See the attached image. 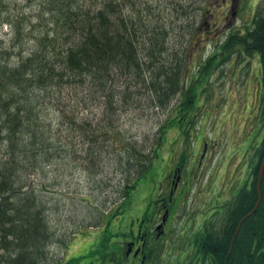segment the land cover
I'll list each match as a JSON object with an SVG mask.
<instances>
[{
    "label": "trees",
    "instance_id": "1",
    "mask_svg": "<svg viewBox=\"0 0 264 264\" xmlns=\"http://www.w3.org/2000/svg\"><path fill=\"white\" fill-rule=\"evenodd\" d=\"M213 1L0 0V264L61 263L48 247L58 242L67 248L72 239L51 222V211L65 198L51 190L60 185L63 166L79 167L98 189L111 188L110 203L117 206L106 214L89 195L66 196L88 204L94 219L80 223L78 233L100 219L106 232L158 156L166 132L191 127L201 86L236 50L258 58L255 116L262 135L252 145L247 177L223 205L220 226L209 219L195 232L207 234L200 247L208 253L205 264H264V169L260 203L232 239L254 205L264 155V5L251 27L218 45L224 57L211 51L192 71L190 44H197L194 38ZM169 108L143 136L123 127L130 109L154 118ZM106 167L119 174L118 181L111 182ZM111 233L109 227L107 236ZM71 261L77 264L78 258Z\"/></svg>",
    "mask_w": 264,
    "mask_h": 264
},
{
    "label": "rangeland",
    "instance_id": "2",
    "mask_svg": "<svg viewBox=\"0 0 264 264\" xmlns=\"http://www.w3.org/2000/svg\"><path fill=\"white\" fill-rule=\"evenodd\" d=\"M263 5L264 0H238L237 12L233 20L230 16L232 10L229 0L210 2L205 19L209 22H214L213 26H216L218 31L215 34L212 28H208L209 33L203 32L202 34L199 31L196 34L194 39L199 40L198 43L190 44L192 46L191 51H193L189 64L190 70H196L200 60L206 58L211 51H218L222 54L221 57H224L222 49L218 45L228 34L235 32L244 33L247 28L251 27L257 9ZM211 14H213L212 17H210ZM228 19L233 20L232 23H228ZM7 30V26L2 28V32ZM5 36L3 35L2 37ZM197 46L198 48L195 49ZM236 51L231 53V56L225 59L201 86L197 97V106L194 110L195 115L193 118L195 120L191 127H187V129L185 127L183 132L173 127L166 132L165 140L158 156L152 161L149 170L139 180L130 193L129 198L125 200L122 214L112 218V224L116 223L119 216L124 218L127 225L131 224L132 221L134 223L137 222V217L143 207L136 210L132 206L143 197V193H139L142 183L146 180L150 171H156L152 169L159 163H162L164 168L161 172V168L157 167V172L165 175L174 163L173 160L175 161L176 159L178 161L179 150L185 146V143H188L191 149L188 152V160L192 158L193 166L195 167V161L199 157V152L202 148V144L196 143L197 138L206 139L209 144L215 142L216 147L210 155L207 154L199 171L196 170L195 173L191 171L190 192L184 204L178 208L177 216L181 219L185 216L194 215L193 229L195 230L200 224V214H203V211L207 210L211 203L217 204L219 202L221 206L224 203L225 206L224 199L223 203L221 199L216 198H213L212 202H210L213 196L212 192L218 190L217 196L221 193L226 201L235 196L241 187L242 179L247 177L249 158L254 151L252 145L258 142L262 135V131L259 130L261 128L260 121L255 116L258 110V93L260 89L258 58L256 55L249 57ZM243 56L245 57L242 58ZM188 82L189 79L187 80ZM178 104L179 96L172 101L170 106L172 111H175ZM170 108L158 112L154 118L141 116L139 110L130 109L123 114V127L143 136L152 127H156L164 120L169 114ZM176 114H178V110H176ZM241 153H243L242 156ZM60 163L64 164L62 161ZM62 168L63 172H60L59 177L61 183L53 186L51 190L54 193L57 191L62 192L65 198L60 199L59 205L54 207L51 211L52 215H50L51 222L57 229V233L64 234V231H68V233L72 234V239L67 248L63 247V245L60 246L58 242H54L48 247V250L62 257V260L82 254L93 258L97 262L95 258L102 250L101 239L104 236L102 230L106 226L100 219L98 224L89 226L84 229L83 233H78L77 230L80 223L93 224L94 219L88 214V204L80 200L71 201L66 196L73 193L78 196L89 195L93 197V204L99 207L102 214H106L109 209L117 206V202L115 204L110 203L111 188L106 190L98 189L95 185L94 177L88 176L79 167L64 168L63 166ZM187 170L190 172L189 167H187ZM111 171V169L106 167L105 175L111 179V182L118 181L119 174H114ZM151 175L156 176L153 173L149 174V176ZM217 176L218 180L215 182V177ZM161 177L162 175L153 178L155 184L159 185ZM210 185L211 189H209ZM218 187L221 188V192ZM195 197L196 200L193 201ZM102 200L104 202L100 204L99 201ZM112 224L111 227L115 231L117 227ZM179 226L180 224L177 221L174 222V232L179 231ZM121 230L123 231V229ZM108 232L109 227L106 234ZM114 239L112 238L111 241H114Z\"/></svg>",
    "mask_w": 264,
    "mask_h": 264
},
{
    "label": "flooded vegetation",
    "instance_id": "3",
    "mask_svg": "<svg viewBox=\"0 0 264 264\" xmlns=\"http://www.w3.org/2000/svg\"><path fill=\"white\" fill-rule=\"evenodd\" d=\"M229 4H231V0H229ZM212 16L213 14L210 15V17ZM233 20L228 19V23H232ZM213 25L214 22H209L205 19L202 27L200 25L198 30L203 34V32L209 33V29L212 28V31L217 34L218 29ZM197 48L198 46L195 49ZM196 143L202 144V148L199 152V157L195 161V167L193 166L192 158L188 160V152L191 149L189 144L185 143V146L181 147L180 150L178 149L180 151L178 161L176 159L175 161L173 160L174 163L165 175L161 173L164 168L162 163L152 169L156 171L149 172V174L153 173L156 175L155 177L161 175L162 177L158 185L155 184L153 179L155 177L148 174L146 180L142 183L139 193H143V197L132 206L136 210L143 207L137 217V222L134 223L132 221L131 224L127 225L124 218L119 216L116 223H111L117 227L115 231H113L111 225L108 226L113 231L110 236H107L108 233L106 234L107 229L106 232L104 231L106 227L102 230L104 233L101 239L102 251L104 254H109L107 258H103L98 254L95 258L96 262L93 258L79 254L76 257L64 260V264H73V261H71L73 258H78L77 264H205V262L209 261L208 253L200 248L203 244L201 242L202 238L207 237V234L195 232L196 229H193L194 215L185 216L181 219L177 216L178 208L184 204L190 192L191 171L193 173L196 170L199 171L207 154L210 155L216 147L215 142L209 144L206 139L197 138ZM182 151L186 153L184 158H182ZM157 167L161 168L160 173L157 172ZM187 167L190 168V172ZM217 180L218 176L215 177V182ZM211 185L209 189H211ZM228 187L230 188L229 185ZM218 189L221 192V188L218 187ZM217 193H219L218 190L212 192L213 196L210 202H212L213 198H216L221 199L222 203L224 199L226 204L225 197L221 193L217 196ZM195 200L196 197L193 198V201ZM218 203H211V206L203 211V214H200V224L197 229L202 228L208 222V213L215 215L213 217L216 220L215 225L217 228L220 226L224 216V203L222 206L221 203ZM176 221L180 226L178 227L179 231L174 232L173 227ZM106 236L108 237L107 241H105ZM112 238H115L114 241H111ZM62 263L63 260L60 264Z\"/></svg>",
    "mask_w": 264,
    "mask_h": 264
},
{
    "label": "water",
    "instance_id": "4",
    "mask_svg": "<svg viewBox=\"0 0 264 264\" xmlns=\"http://www.w3.org/2000/svg\"><path fill=\"white\" fill-rule=\"evenodd\" d=\"M232 9H233V11H232L231 14H232V16H234L235 13H236L235 5L232 6ZM263 169H264V155H263V157L261 158V161H260V164H259V168H258L257 177H256V185H255V189H256V193H257V199H256V202H255L254 206L252 207V209H251L249 212H247V213H246V214H245V215L239 220V223H238L237 228H236V231H235V235L238 233V230H239L240 224H241L242 221L245 219V217H247L248 215H250L251 213H253V212L256 210V208H257V206H258V204H259L260 196H261V194H260V181H261V177H262ZM229 252H230V249H229Z\"/></svg>",
    "mask_w": 264,
    "mask_h": 264
},
{
    "label": "bare ground",
    "instance_id": "5",
    "mask_svg": "<svg viewBox=\"0 0 264 264\" xmlns=\"http://www.w3.org/2000/svg\"><path fill=\"white\" fill-rule=\"evenodd\" d=\"M3 27H5V26H3ZM1 32H2V30H1ZM0 35H1V33H0ZM260 194H261V193H260ZM256 199H257V193H256ZM256 199H255V202H256ZM260 200H261V196H260ZM255 202H254V204H255ZM259 203H260V201H259ZM258 205H259V204H258ZM253 206H254V205H253ZM257 207H258V206H257ZM251 209H252V208H251ZM249 211H250V210H249ZM249 211H248V212H249ZM254 212H255V211H254ZM254 212H253V213H254ZM251 214H252V213H251ZM251 214H250V215H251ZM248 216H249V215H248ZM248 216H247V217H248ZM242 217H243V216H242ZM242 217H241V218H242ZM241 218H240V219H241ZM245 218H246V217H245ZM238 223H239V221H238ZM237 225H238V224H237ZM240 225H241V224H240ZM236 228H237V226H236ZM239 228H240V227H239ZM235 231H236V229H235ZM235 231H234V235L232 236V239H234ZM238 231H239V230H238ZM229 249L231 250V246H230ZM228 253H229V250H228Z\"/></svg>",
    "mask_w": 264,
    "mask_h": 264
}]
</instances>
